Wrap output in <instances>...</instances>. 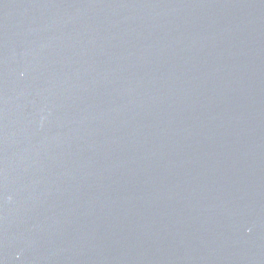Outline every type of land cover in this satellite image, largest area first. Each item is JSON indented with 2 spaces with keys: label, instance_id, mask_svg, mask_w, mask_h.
Returning <instances> with one entry per match:
<instances>
[{
  "label": "water",
  "instance_id": "water-1",
  "mask_svg": "<svg viewBox=\"0 0 264 264\" xmlns=\"http://www.w3.org/2000/svg\"><path fill=\"white\" fill-rule=\"evenodd\" d=\"M0 264H264V0H0Z\"/></svg>",
  "mask_w": 264,
  "mask_h": 264
}]
</instances>
